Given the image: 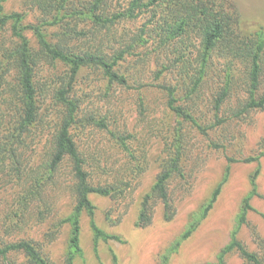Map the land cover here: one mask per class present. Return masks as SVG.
I'll return each mask as SVG.
<instances>
[{
    "label": "trees",
    "instance_id": "trees-1",
    "mask_svg": "<svg viewBox=\"0 0 264 264\" xmlns=\"http://www.w3.org/2000/svg\"><path fill=\"white\" fill-rule=\"evenodd\" d=\"M7 1L0 0V181L10 180L18 190L13 213L14 225H17L34 203L42 201L52 188H58L63 181L62 170L69 167L70 189L76 204L71 215L62 222L71 227L64 264H75V259L83 253L81 219L84 213L91 218L96 245L100 240H119L96 224V206L91 197L97 195L116 203L125 201L134 193L136 179L147 170V155H139L134 135L110 131L117 147L125 152L135 176L100 184L93 182L87 159L72 133L79 105L71 96L83 70L100 71L108 83V90L114 86L128 88L131 77L121 71L122 64L137 49L145 48L160 53L170 68L176 65L181 75L186 74L193 83L188 93L191 96L218 58L225 81L215 93L216 117L242 84L248 98L231 108L227 119L217 120V124L229 119L240 120L250 111L264 109V25L243 19L231 0H26L31 8L41 13L39 23L28 24L23 13L6 12ZM128 26L132 30L126 29ZM49 28L57 29L55 41L47 34ZM28 32L36 38V47ZM47 63H59L67 68L59 78V86L53 90L48 112L40 104L36 82L37 68ZM164 70L156 74V81ZM139 87V90L163 91L166 106L173 115L208 135L209 127L201 125L191 111L180 104L177 86L154 83ZM140 102L145 107L143 96ZM110 123L105 118L98 126L109 130ZM175 134L178 136L174 139L178 142L177 149L143 197L138 226L151 224L154 199L164 204L167 221L175 216L169 183L181 172L184 138L181 128L176 129ZM35 151L40 152L37 161L32 155ZM260 158L249 157L243 162H259ZM234 162L228 159L222 180L194 215L176 246L191 237L208 217L228 182ZM259 175L258 167L251 178L253 189L241 202L230 242L219 253L217 264H227L226 257L235 251L245 264H264V239L257 235L256 229L254 235L258 239L259 252L248 250L238 237L242 228L249 224V213L254 211L252 200L259 196ZM262 216L264 218V214ZM16 254L23 255L28 264H50L32 241L0 244V259L8 261Z\"/></svg>",
    "mask_w": 264,
    "mask_h": 264
},
{
    "label": "rangeland",
    "instance_id": "rangeland-1",
    "mask_svg": "<svg viewBox=\"0 0 264 264\" xmlns=\"http://www.w3.org/2000/svg\"><path fill=\"white\" fill-rule=\"evenodd\" d=\"M231 1L243 19L264 25V0ZM5 10L23 13L27 24L40 21V11L31 8L26 0H8ZM126 29L132 30L129 26ZM56 32V28L47 30L51 41H55ZM28 36L36 47L34 35L28 32ZM164 60L160 53L139 48L121 68L131 77L130 87L114 86L108 90L106 79L96 69L83 70L75 84L71 98L78 103L79 112L72 133L87 159V168L95 184L135 176L125 152L117 147L110 131L134 135V146L139 155H147V170L136 179V189L127 200L116 203L97 195L91 197L96 206V224L119 240H100L96 245L91 218L84 213L81 219L83 253L75 259V264H217L219 253L230 242L241 202L253 189L251 178L258 167L259 196L253 198L254 211L249 213V224L242 228L238 237L251 252L260 251L254 229L264 239V109L250 111L240 120L229 119L218 125L217 120L227 119L231 108L247 100L243 84L216 117L215 93L225 81L224 74L220 72L221 60L215 58L199 89L191 96L188 93L193 87L192 81L186 74H180L178 66L170 68ZM161 70L164 73L156 81V74ZM66 71L67 68L59 63L41 64L37 68L36 82L44 111L50 110L53 90L59 86V78ZM154 83L177 86L180 104L191 111L201 125L209 127L208 135L201 134L196 127L173 115L166 106L167 98L163 91L138 89L139 85ZM139 96L145 99V107H142ZM105 118L106 122L111 121L109 130L98 126ZM178 128L182 129L184 136L181 172L169 183L175 216L167 221L164 204L154 199L151 202L154 210L151 224L138 226L143 197L149 193L165 163L177 149L178 142L174 139L178 137L175 134ZM32 155L36 161L39 160L40 152L35 151ZM255 156H261L259 162H243ZM229 158L236 162L231 164L228 182L213 209L192 236L176 246L194 215L222 180ZM62 171L63 181L58 188H52L42 201L34 203L17 225H14L13 213L18 190L10 180L0 181V244L29 240L50 264H64L71 227L62 222L71 215L76 201L70 189L69 167ZM12 263L28 264L19 254L11 256L8 261L0 259V264ZM226 263L245 264V261L235 251L226 257Z\"/></svg>",
    "mask_w": 264,
    "mask_h": 264
}]
</instances>
